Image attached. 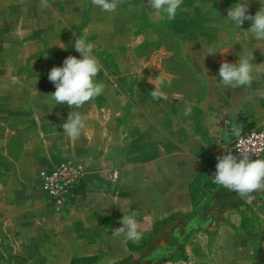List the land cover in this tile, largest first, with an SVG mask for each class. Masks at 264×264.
<instances>
[{
  "label": "crops",
  "instance_id": "1",
  "mask_svg": "<svg viewBox=\"0 0 264 264\" xmlns=\"http://www.w3.org/2000/svg\"><path fill=\"white\" fill-rule=\"evenodd\" d=\"M239 2L184 0L175 20L156 22L147 0H124L113 13L91 0H47V8L0 0V264H114L177 212H194V231L182 254L163 264H264V195L246 203L211 180L222 147L232 149L233 123L264 118V76L251 88L219 81L225 60L253 52L252 63L264 62L251 22L239 29L227 20ZM260 2L248 0L250 14ZM79 36L96 45L105 91L80 109L54 106L48 73L69 55L80 58ZM159 77L171 78L162 87L167 100L151 96ZM72 110L86 123L75 142L61 127ZM57 160L81 163L87 181L82 200L64 213L36 194L40 171ZM206 190L215 201L208 210ZM133 213L142 238L114 236Z\"/></svg>",
  "mask_w": 264,
  "mask_h": 264
},
{
  "label": "clouds",
  "instance_id": "2",
  "mask_svg": "<svg viewBox=\"0 0 264 264\" xmlns=\"http://www.w3.org/2000/svg\"><path fill=\"white\" fill-rule=\"evenodd\" d=\"M91 3L102 12L113 13L124 3V0H91ZM183 4L184 0H147L146 6L150 9V17L156 22H161L175 20L178 11L186 10L182 8ZM260 4L261 7L254 15L249 12L248 0L235 3L227 10V20L236 28L241 29L245 21L251 22L247 32L250 38L256 41H264V3L260 2ZM49 6L47 0H41L42 8ZM57 46L65 50L67 47L63 43ZM74 48L80 53V58L69 55L64 59L62 66H54L48 73V80L55 87V91L48 94L54 106L66 104L69 109H80L105 91V84L96 80L103 66L93 54L94 43L79 36L74 42ZM215 53L212 49L208 51V54ZM254 59L253 52H250L246 55H239L235 63L223 61L218 70L221 85L231 89L251 88L255 79L264 76V62L254 64L252 63ZM165 83L171 86V78H158V84L151 91L153 99H168L162 91ZM190 114L191 106L188 105L184 115ZM61 127L63 133L75 142L86 127L85 118L81 112L72 110ZM242 131V126L233 123L231 135L241 138ZM224 139L230 140L228 132H225ZM222 148L225 154L216 157L217 163L215 173L211 178L212 183L236 193L246 203H252L257 195L264 194V159L258 157L254 145L239 147L236 150L239 155H234L232 149L227 146ZM253 154L257 158L253 159ZM120 223L121 227L112 230L114 236H123L125 241L133 242L142 238V232L134 213L123 215Z\"/></svg>",
  "mask_w": 264,
  "mask_h": 264
},
{
  "label": "rangeland",
  "instance_id": "3",
  "mask_svg": "<svg viewBox=\"0 0 264 264\" xmlns=\"http://www.w3.org/2000/svg\"><path fill=\"white\" fill-rule=\"evenodd\" d=\"M94 47H96L95 44ZM104 56H106V59H109L107 55ZM239 125L242 126L243 130L248 127L264 128V118H260L258 119V121L255 120V122L252 123L246 121L244 123H240ZM235 139L236 138L232 139V144ZM33 163H35V160L33 161ZM40 180L41 177L39 176V181ZM203 182L204 180L201 179L200 182L194 183L193 193L197 199L199 195H202L199 192L198 186ZM39 187L40 182L38 183V185H36V188H38L36 194L43 200V204L44 206H46L44 193L40 191L41 188L39 189ZM209 191L206 190L203 192L204 196L207 197L203 208L207 210L211 206L215 207L213 203L215 202L213 198V192L209 194ZM263 195L264 194L257 195L256 199L253 202H258L260 200V197H262ZM233 203L234 201L232 200L229 203L224 202V204H222V208L229 207L231 206V204L233 205ZM202 210L199 211L201 212ZM193 215L194 212H177L176 216L164 217L163 219L157 221L143 241L131 245L133 253L122 264H163L165 261H167L168 258L179 257L181 255L180 246L185 244L186 239L194 231L193 223L195 222L196 216L194 217Z\"/></svg>",
  "mask_w": 264,
  "mask_h": 264
},
{
  "label": "built area",
  "instance_id": "4",
  "mask_svg": "<svg viewBox=\"0 0 264 264\" xmlns=\"http://www.w3.org/2000/svg\"><path fill=\"white\" fill-rule=\"evenodd\" d=\"M250 123V122H249ZM255 146L257 155H264V128L248 127L242 131L241 138L233 142L232 151L239 147ZM252 158H257L255 154ZM40 188L48 198L50 206L57 213L75 207L79 204L86 193L87 181L85 178V167L73 160L49 161L40 172Z\"/></svg>",
  "mask_w": 264,
  "mask_h": 264
},
{
  "label": "trees",
  "instance_id": "5",
  "mask_svg": "<svg viewBox=\"0 0 264 264\" xmlns=\"http://www.w3.org/2000/svg\"><path fill=\"white\" fill-rule=\"evenodd\" d=\"M173 216H176V213L170 215V217H173ZM183 247L184 245H181L180 246V253L182 254V251H183ZM170 259V258H168ZM127 259L123 260V261H120V262H117V263H114V264H122L123 262H125ZM72 264H77L76 260H72Z\"/></svg>",
  "mask_w": 264,
  "mask_h": 264
}]
</instances>
